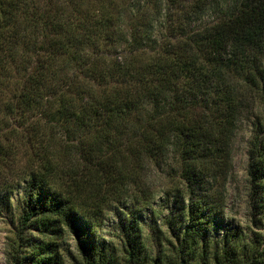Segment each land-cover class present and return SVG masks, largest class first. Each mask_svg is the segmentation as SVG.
Segmentation results:
<instances>
[{
	"label": "trees",
	"instance_id": "16d2710c",
	"mask_svg": "<svg viewBox=\"0 0 264 264\" xmlns=\"http://www.w3.org/2000/svg\"><path fill=\"white\" fill-rule=\"evenodd\" d=\"M133 1L0 0V148L31 149L5 264H264V0L153 40ZM244 116L247 220L219 226ZM148 164L180 181L160 220Z\"/></svg>",
	"mask_w": 264,
	"mask_h": 264
},
{
	"label": "rangeland",
	"instance_id": "374dc122",
	"mask_svg": "<svg viewBox=\"0 0 264 264\" xmlns=\"http://www.w3.org/2000/svg\"><path fill=\"white\" fill-rule=\"evenodd\" d=\"M233 0H176L174 5L167 0H134L131 4L133 8H142L151 20L150 38H160L165 34V25L178 23L183 26L188 33L204 25L214 22L222 12L230 7ZM168 16L175 17L176 22L168 19ZM148 19V21H149ZM172 20V21H171ZM170 23V24H171ZM154 42V41H153ZM251 119L244 116L238 121L234 130L233 140L230 147V166L229 172L219 180L220 188L223 192L225 216L226 219L219 224L224 226L231 222H240L246 224V214L248 210V140L251 133ZM21 144L13 139L1 143L0 148V264L6 263V255L11 241L15 237V228L17 224V208L15 207V198L21 193V184H18V176L21 175L26 166L30 155V147ZM171 159V157L169 156ZM167 160V164L171 160ZM168 165L156 167L146 165L144 170L143 182L149 185L152 192V208L160 212V220L167 214V209L171 205V199H168L166 192L175 188L179 180L177 177L168 176ZM22 183V182H21ZM10 186L9 201H6L4 194ZM6 187V188H5ZM5 188V189H4ZM148 212L143 213L147 217ZM116 218L112 211L107 212L101 228L98 230L99 237L105 242L117 243V233L114 230ZM216 231V230H215ZM75 240L68 236L64 242V248H70L72 252ZM67 264H78L67 259Z\"/></svg>",
	"mask_w": 264,
	"mask_h": 264
}]
</instances>
